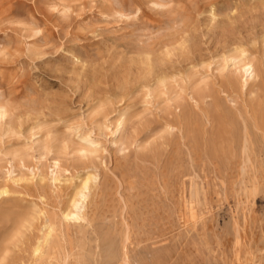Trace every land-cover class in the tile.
Returning <instances> with one entry per match:
<instances>
[{
	"label": "rangeland",
	"instance_id": "rangeland-1",
	"mask_svg": "<svg viewBox=\"0 0 264 264\" xmlns=\"http://www.w3.org/2000/svg\"><path fill=\"white\" fill-rule=\"evenodd\" d=\"M148 52L165 88L138 81ZM232 57L254 65L244 86L226 81ZM198 82L207 110L264 121V0H0V264H27L41 225L23 219L58 221L90 175L91 222L66 231L82 264H121L125 240L131 264H264V137L251 131L244 174L226 120L196 147L175 101Z\"/></svg>",
	"mask_w": 264,
	"mask_h": 264
},
{
	"label": "bare ground",
	"instance_id": "bare-ground-1",
	"mask_svg": "<svg viewBox=\"0 0 264 264\" xmlns=\"http://www.w3.org/2000/svg\"><path fill=\"white\" fill-rule=\"evenodd\" d=\"M174 49L175 47H173L171 50H167L165 52V56H169L171 54V51H173ZM230 61L232 62V65H234L235 67L234 70L230 73V76L227 77L226 79L228 84H231L232 81L236 80L237 78L240 79L243 78L241 84L242 86H244L248 82V80L254 77V65L251 61L242 62L239 59L237 60L236 57L230 58ZM141 64H143L144 67L142 72L138 76V81L140 80L143 83L142 85H144V87L149 86L148 84L150 83L163 88L166 87L167 75L165 73L167 69H163L161 67L163 64H165L163 59L162 61L155 60L152 58V55L148 52L144 54ZM148 91H150V88ZM183 92H185L186 96L188 95V98L185 97L186 98L185 106L179 104L178 101H175L176 109H177L176 117L180 125L179 128L180 131L182 130V128H184V130H187L190 133L194 145L198 147L199 140L201 138L202 139L204 138V135L206 134L208 128L211 130L214 128L216 129L219 128V125L215 127L217 125L216 116L226 120L227 122L225 124L226 127H228V129H226L225 134L227 135V137L223 143H225L226 147L229 148L230 150L236 149L237 145H239L238 146L240 148L239 168L241 170V173L244 174L246 172L247 165L252 163L250 156H248V152L250 151L252 145L250 138L251 131L252 130L260 131L262 133V136L264 137V133L262 132L264 131V125H263L264 121L262 120V118L261 119L252 118L249 121V118L247 117V113H248L247 106L243 110L236 109L234 113L228 110L223 111V107L220 104H214L210 110L209 109L207 110L203 106L206 104V99L209 96V86L204 82H198L194 88H190L189 86H187L183 90ZM228 109L231 108L228 107ZM6 114H7V108L4 105H0V120L1 119L3 120ZM123 116H124L123 114H119L118 118L116 119L115 129L113 130L112 135L116 136V134H119L124 124ZM198 121L201 123L199 124ZM205 126H207L208 128ZM238 126L241 132L238 136H236L235 133L238 130ZM89 143L93 144L94 142H89ZM222 154L225 155L223 152ZM188 156L190 157V159H192L190 150L188 152ZM230 156L232 157L233 155L231 154ZM225 159L227 160V156L225 157ZM230 162L231 159H228L227 163ZM90 176H86L81 181V183L78 186V189L76 190L73 197L69 201L68 208L60 211L57 217L58 221L53 220V218L47 212H43V211L37 212L34 215H30L27 218L23 219V224H21V227L23 228H28L32 226V223L35 219L36 221L37 219H39L41 225L39 230L40 231L39 236L37 238L36 236L34 237L36 238V240L34 241L32 248L30 249L29 262L27 264H82V262L74 252V247L73 248H70L71 246L69 247V245H71V242L68 241V237H67L68 234L66 231L70 222H74V225H76L77 223L75 224V222L78 221H83L86 222L87 224L91 222L87 218L88 200L90 197V186H89V181L91 180ZM189 190H190L189 193L190 197L193 198L191 201L193 200L195 201L196 198H198L201 194L198 185L194 181V179L190 180ZM5 194H7L6 188H1L0 196ZM22 234L23 232L17 229L15 234H13L12 237L13 239L12 241L9 242V245L10 246L15 245L14 242L18 241V239L22 236ZM94 237H95L94 239L95 243L98 240H100V234L97 233L96 231H94ZM125 239L126 238H124V240ZM96 248H98V245L95 246V249ZM11 253L13 252L9 249V247L3 248L2 251L0 252V261H8L10 256H12ZM128 254L129 251L125 240L121 248V255L119 259V261H122L121 264H131L130 263L131 260Z\"/></svg>",
	"mask_w": 264,
	"mask_h": 264
}]
</instances>
